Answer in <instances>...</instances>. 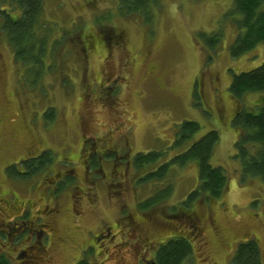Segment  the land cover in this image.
I'll use <instances>...</instances> for the list:
<instances>
[{
	"label": "rangeland",
	"instance_id": "obj_1",
	"mask_svg": "<svg viewBox=\"0 0 264 264\" xmlns=\"http://www.w3.org/2000/svg\"><path fill=\"white\" fill-rule=\"evenodd\" d=\"M43 2L51 25L46 47L58 46L39 76L16 61L0 28V198L7 206L0 204V256L25 264L14 258L21 240L5 228L16 217L46 226L53 249L43 264H72L76 248L92 245L101 226L118 242L129 215L156 241L186 236L187 264H234L237 244L252 237L264 264V179L242 174L231 124L235 111L260 103L262 93L237 99L229 91L234 73L264 61V43L230 54L238 32L231 0H159L150 21L120 14L118 0ZM185 120L200 125L196 137L218 132L211 161L227 176L219 197L189 205L182 200L197 183L194 161L170 165L161 181L142 180L180 152L169 146ZM149 150L163 154L137 170L134 155ZM42 151L52 153L47 166L27 178L14 174L23 172L21 159ZM168 185L165 198L144 204ZM29 244L27 238L23 248ZM91 253L85 261L114 262L102 250Z\"/></svg>",
	"mask_w": 264,
	"mask_h": 264
},
{
	"label": "trees",
	"instance_id": "obj_2",
	"mask_svg": "<svg viewBox=\"0 0 264 264\" xmlns=\"http://www.w3.org/2000/svg\"><path fill=\"white\" fill-rule=\"evenodd\" d=\"M158 4L159 0H118L117 9L122 15H139L150 21ZM227 11L235 16L238 27L234 41L229 47L233 57L264 43V0H231ZM0 15V28L12 46L16 61L39 76L46 64L45 56H52L58 46V40H54L50 48L46 47L51 25L44 16L43 0H0ZM218 35L215 34L213 41L218 40ZM229 91L237 99H241L245 93H262L260 103H254L251 107L240 106L235 111L231 124L237 130L232 157L238 160L242 174L264 179V61L249 70L234 73ZM45 116L51 119L52 109L47 110ZM176 128L169 148L181 150L168 161L151 169L148 167L162 156L161 150L138 152L134 155L133 165L137 170L148 168L142 180L161 181L170 165L182 166L188 161H194L197 166V183L187 193L182 204L189 205L195 199L208 200L219 197L227 187V176L221 165H214L211 161L219 140L218 132L210 129L196 137L200 125L194 120H185ZM50 154L48 151H42L38 156L21 159L19 163L24 166L23 172L16 171L14 174L21 178L30 177L50 163ZM169 186L160 189V193L148 198L144 204L149 206L165 198ZM190 253L191 247L187 241L178 239L161 248L157 263L183 264V260L189 257ZM232 261L234 264H263L256 239L252 237L239 242L232 255ZM0 264L8 262L0 256Z\"/></svg>",
	"mask_w": 264,
	"mask_h": 264
},
{
	"label": "flooded vegetation",
	"instance_id": "obj_3",
	"mask_svg": "<svg viewBox=\"0 0 264 264\" xmlns=\"http://www.w3.org/2000/svg\"><path fill=\"white\" fill-rule=\"evenodd\" d=\"M2 200L4 199L0 198V204L6 202ZM10 205H8V207H12ZM5 207H7L6 204L3 206V209ZM4 210L6 211V209ZM17 218L18 217H16V220L11 225L4 224L6 229H12L11 234L13 235V240L17 239L16 242L21 240V245L16 246L13 244V248L16 250L14 258L16 259V256L23 257L25 264L45 263L49 256V252L53 249H50L51 243L49 244L46 226L35 224V221L17 220ZM119 224L122 225L120 226L121 237L118 242H112L114 237L111 236L110 227L101 226L98 231L95 232L96 237L89 238L92 245L88 246L87 242L81 246L83 247L81 250H79L81 247H78V249L76 248L78 254L72 264H93L90 263V261H85L84 254L88 250H92V253L94 250H102L103 252L109 253L114 261L113 264H158V252L171 242L183 239L187 241L191 247L186 236H168L162 240L156 241L148 230L142 227L140 223L138 224L135 222L129 215ZM192 228L195 229L194 225H192ZM27 238H29L30 244L26 246V248H23V243ZM60 238L62 239V237ZM108 242H112V244L108 245ZM92 253L90 255H92ZM187 259L188 257H186L182 263L187 264Z\"/></svg>",
	"mask_w": 264,
	"mask_h": 264
}]
</instances>
